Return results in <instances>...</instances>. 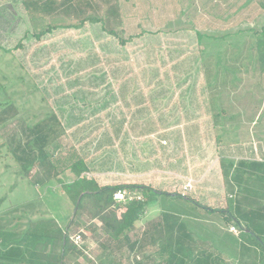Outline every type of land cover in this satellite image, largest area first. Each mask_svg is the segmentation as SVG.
<instances>
[{
    "label": "rangeland",
    "instance_id": "obj_1",
    "mask_svg": "<svg viewBox=\"0 0 264 264\" xmlns=\"http://www.w3.org/2000/svg\"><path fill=\"white\" fill-rule=\"evenodd\" d=\"M227 2L230 7L223 14L218 6L215 12L208 6L201 13L206 17L197 11L182 14L181 21H188L193 29L178 35L164 28V20L181 14L165 13L162 6L165 14H157L165 18L159 26L148 21L140 23L142 29L126 27V32L122 30L126 40L144 36L122 46L96 24H87L79 32L57 29L37 40L34 34L48 25L62 26L70 20L58 15L31 20L23 0H0V103L19 109L8 106V113L0 114V123H5L0 125L1 230L17 232L12 237L16 242L20 237L28 240L23 246L29 251L34 249L31 245L50 240L41 238L45 227L54 233L65 229L74 217V204L55 182L33 185L36 174L42 172L40 155L34 157L31 175L25 177L24 167L2 147L27 122L35 123L54 109L68 135L50 151L66 160L76 154L88 159L102 185L145 184L181 195L186 183L192 185V191L185 194L192 201L155 195L132 239L167 212L179 216L227 263H238L239 236L229 230L223 214L208 207H223L240 161L264 158L245 151L248 146L258 154L264 149V71L253 48L255 33L264 28V10L258 0L248 6L245 0ZM237 7H241L238 12ZM215 23L221 33L243 31L228 37L229 44H225L220 36L214 39L216 35L203 34L206 26ZM182 35L199 37L201 47L208 51H197L190 60L173 61L166 54L171 44L163 47L160 42H175ZM19 43L21 49H17ZM157 48L158 55L154 53ZM4 50L13 52L5 54ZM73 177L68 172L60 176L67 181ZM80 224L71 227L70 235H82L84 254L72 253L66 263L108 264L103 244L110 239L97 222L84 216ZM95 226L98 230L92 232ZM157 252L152 246L137 253L126 248L115 255L114 264H133L142 258L154 264Z\"/></svg>",
    "mask_w": 264,
    "mask_h": 264
},
{
    "label": "trees",
    "instance_id": "obj_2",
    "mask_svg": "<svg viewBox=\"0 0 264 264\" xmlns=\"http://www.w3.org/2000/svg\"><path fill=\"white\" fill-rule=\"evenodd\" d=\"M258 2L264 10V0ZM23 6L31 20L55 15L65 16L70 20V23L62 26L48 25L45 30L34 34L37 40L57 29L79 32L87 24H96L107 35L116 38L120 45L125 46L128 41L123 38V31L119 29L122 20L118 0H23ZM255 35L257 37L253 48L257 52L261 70L264 71V28ZM21 47L22 43H19L17 49ZM11 52L13 50L3 51L5 54ZM8 106H13L19 112L16 106L1 102L0 114L8 113ZM13 117L14 115L10 116ZM36 120L32 124L27 122L19 132L5 140L2 147H6L15 161L24 167L25 177L31 175L34 157L40 155L42 172H36L33 185L45 186L55 182L74 204L75 213L68 226L57 230V233L50 232L46 227L43 230L40 225L39 229L43 230V233L38 232L42 234L41 238L48 237L50 240L42 245H31L34 249L29 251L25 246V251H22L23 244L28 243V240L20 237L16 242L12 237L17 236V232L0 229V242L13 246L8 254L14 261H25L27 264H67L66 259L70 254L83 256L84 250L72 242L70 230L74 225L81 226V219L85 216L90 221L97 222L110 239L107 244H103V249L108 253L105 258L108 264H114L115 255L123 249L137 253L150 246L158 248V262L155 261L154 264H229L221 254L214 252L207 243L198 239L179 216L171 213H160L149 222L141 235L132 239L137 225L150 210L155 195L176 196L192 201L190 197L182 196L178 192L158 191L145 184L102 185L89 167L88 159L76 154L66 160L50 151L68 135V129L54 109ZM66 172L74 176L69 181L60 178ZM232 176L235 185L233 187L229 184L230 195L225 194L223 207L208 209L223 214L229 227L240 230L241 243L237 264H264V162L240 161ZM120 191L137 194L141 196V200L135 198L130 202L116 201L114 197ZM24 203L12 207H19ZM84 229L86 230L85 227ZM96 230L98 226L92 228V232ZM40 246H45L50 251L47 254L39 253ZM54 246H58L56 252ZM146 261L143 258L136 259L133 264H148ZM90 264L103 263L92 261Z\"/></svg>",
    "mask_w": 264,
    "mask_h": 264
},
{
    "label": "crops",
    "instance_id": "obj_3",
    "mask_svg": "<svg viewBox=\"0 0 264 264\" xmlns=\"http://www.w3.org/2000/svg\"><path fill=\"white\" fill-rule=\"evenodd\" d=\"M228 0H224L223 2L220 1H214L213 0H139V1H133V0H118V4L120 7V12H121V20H122V25L119 28L120 30H123L126 32V27L128 26H134L135 28L138 29H142L141 24L143 22H148L151 24H155L159 26V20L162 18H165L164 14L165 13H174V14H181L180 17L177 18H173L172 20H164V22H166V24H164V28L165 29H172L173 31L171 33H173V35H178V33L182 30H190L192 31V26L188 21H181V17L182 14L186 13H190V12H195L197 11V13H205L209 7L213 8V12H215V6H218L219 9H217L218 11H220L222 14L224 12L228 11V7H230V2H227ZM254 0H245L246 5L248 6V3H252ZM226 2V3H225ZM164 4V5H163ZM222 4V5H221ZM220 5L222 6V8H220ZM235 6L234 4H231V6ZM162 6H164L166 9L164 10V12L160 11V8H162ZM240 8H236V12H238ZM243 9V8H242ZM164 13L163 17H161V15L159 16V13ZM158 13V14H157ZM201 14V15H202ZM205 16L206 15H202ZM169 18V16L167 17ZM166 18V19H167ZM230 20V19H228ZM200 22H205L203 19L200 20ZM141 23V24H140ZM218 25L215 23V26L213 24H210L209 26H206L207 31H205L203 34H210V35H216L215 37H213L214 39L218 36H220L219 38L221 40H223V43H227L229 44L228 41V37L234 35V34H240L241 31L238 29L237 31H230L231 29H227V30H222L223 33L220 32V28L217 27ZM125 32H123V35H125ZM142 33V32H141ZM157 33V32H156ZM164 33L163 31H159L158 34ZM141 35V34H140ZM140 35L135 36V38L132 39H128L126 46L129 45V43H132V41H135L136 39H141L142 37H140ZM195 35V34H193ZM181 39L178 38V40L175 38V42L173 41H167V42H163L161 41L160 43L163 44L165 47V45H169V48L171 47V49H168L166 51L167 55H172L175 60L173 61H184V60H190L189 58L191 57V54L196 53L197 51L201 54L202 52H206L208 51L207 48H202L200 43H201V39L199 37H185V36H181ZM125 39V37H124ZM140 42V41H139ZM188 44L190 46H192L190 49L194 48L193 50L188 49ZM182 46V47H181ZM186 46V49H183ZM182 48V49H181ZM188 50V51H187ZM190 50V51H189ZM206 50V51H205ZM187 51V52H186ZM154 53L156 55H158V48L155 49ZM199 54V55H200ZM195 61V59L193 60ZM204 66V65H203ZM203 66L201 65L200 67L202 68V70L204 69ZM251 124H254V122L252 121ZM264 141V138H262ZM241 153H243L242 150H240ZM247 154L250 153L251 155H257V157H264V149L262 150L263 152H261V154H258L254 152V148L252 146H248L246 147ZM223 153V152H222ZM231 157V156H230ZM251 161H257V159L255 160H251ZM258 162H264V158L259 159ZM90 167V165H89ZM91 168V167H90ZM13 246H8V245H3V243L0 242V263H7V264H26L25 261H14V259H12V256H9L8 254V250L11 249ZM25 250V247L23 246L22 251ZM50 251V249H46L45 246L43 247H39L38 252L39 253H43V254H47ZM239 252V251H238ZM28 256V255H27Z\"/></svg>",
    "mask_w": 264,
    "mask_h": 264
},
{
    "label": "built area",
    "instance_id": "obj_4",
    "mask_svg": "<svg viewBox=\"0 0 264 264\" xmlns=\"http://www.w3.org/2000/svg\"><path fill=\"white\" fill-rule=\"evenodd\" d=\"M192 191V185L190 183H186L183 186V195L185 196L186 193H189ZM115 200L116 201H122V202H130L132 200H134L135 198L138 200H141V197L137 194H131L128 191H120L115 195ZM230 231H232L233 233H235L236 235L239 236L240 234V230L235 228V227H230L229 229ZM72 242H74L79 248H81L82 243H83V238L81 234H77L71 237Z\"/></svg>",
    "mask_w": 264,
    "mask_h": 264
}]
</instances>
